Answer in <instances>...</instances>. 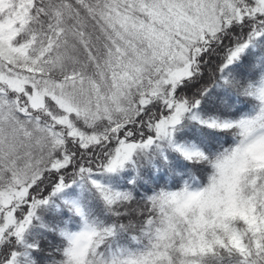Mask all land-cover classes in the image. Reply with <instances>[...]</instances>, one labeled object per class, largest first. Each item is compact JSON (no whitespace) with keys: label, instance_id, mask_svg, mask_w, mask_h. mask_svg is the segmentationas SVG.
<instances>
[{"label":"snow or ice","instance_id":"snow-or-ice-1","mask_svg":"<svg viewBox=\"0 0 264 264\" xmlns=\"http://www.w3.org/2000/svg\"><path fill=\"white\" fill-rule=\"evenodd\" d=\"M256 56L264 0H0V264H25L36 209L77 181L104 207L97 218L74 208L67 264H264ZM211 87L250 110L230 113L229 98L223 115L202 118ZM185 114L203 126L197 145L173 143ZM161 141L193 169L182 188L134 196L97 178ZM221 148L232 163L214 164L204 186Z\"/></svg>","mask_w":264,"mask_h":264},{"label":"trees","instance_id":"trees-1","mask_svg":"<svg viewBox=\"0 0 264 264\" xmlns=\"http://www.w3.org/2000/svg\"><path fill=\"white\" fill-rule=\"evenodd\" d=\"M253 51L258 49L253 46ZM237 63H243V59ZM252 68L257 76L264 74V56L254 57ZM236 78L240 79L238 75ZM198 87L199 84L193 82L188 86L186 95L196 93ZM209 92L212 96H206L201 101L199 111L202 118L223 115L224 105L229 103V98L233 107L228 111L236 116L247 113L251 108V103L243 102L246 101L245 97L237 96L224 87H211ZM221 99L223 104L220 103ZM202 127L191 120L189 114H185V118L173 132V142L197 145L194 137ZM192 174L193 169L188 161L175 151L174 147L165 144L160 150L154 152L151 150L145 160L135 161L120 170L104 173L97 178L113 190L130 191L134 196H143L150 195L154 190L162 187L178 186ZM75 206L80 207L86 216L94 218H97L104 207L95 190L79 181L72 183L71 187L55 196H49L48 203L36 209L35 217L25 233V240L35 245L28 253L25 264H58L61 249L64 247V237L61 233L76 231L81 225V217L74 211Z\"/></svg>","mask_w":264,"mask_h":264},{"label":"clouds","instance_id":"clouds-1","mask_svg":"<svg viewBox=\"0 0 264 264\" xmlns=\"http://www.w3.org/2000/svg\"><path fill=\"white\" fill-rule=\"evenodd\" d=\"M237 140H239V137L237 136ZM226 148H235L236 144L232 145H225ZM231 161L227 158V154L224 153V148L219 149L214 155L210 158V161L206 164L208 168V172L205 174V179H204V186H207L211 182V177L216 174L217 169L213 167L214 164H219V166L222 169H227L231 165ZM183 187V182L181 183V188ZM172 191H179V189H173ZM76 231H79L76 230ZM70 247L68 241L64 238V247L61 249L60 252V261L61 264H67L68 262V257L63 254V249Z\"/></svg>","mask_w":264,"mask_h":264},{"label":"rangeland","instance_id":"rangeland-1","mask_svg":"<svg viewBox=\"0 0 264 264\" xmlns=\"http://www.w3.org/2000/svg\"><path fill=\"white\" fill-rule=\"evenodd\" d=\"M190 115V114H189ZM177 127V126H176ZM174 132V131H173ZM174 144H179V143H175V142H173ZM165 144H168L167 143V141H161V142H159V145H153V146H150L148 149H146V150H143V151H138V152H135L134 154H133V156L131 157V159L129 160V161H127V162H125V164H124V166L122 167V168H124V167H126V165L127 164H130V163H134L135 161H142L143 159L145 160V158H147V155L148 154H150V152H151V150H152V152H154L155 150H157V149H161V147L163 146V145H165ZM181 145H185V144H181ZM194 145V144H193ZM185 146H192V145H185ZM122 168H120V169H122ZM120 169H118V170H120ZM76 207V206H75ZM71 232V231H70Z\"/></svg>","mask_w":264,"mask_h":264}]
</instances>
